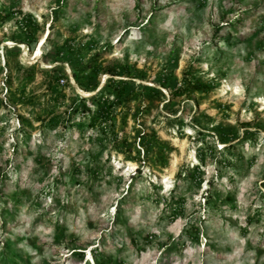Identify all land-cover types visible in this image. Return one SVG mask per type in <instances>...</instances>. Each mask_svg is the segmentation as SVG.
<instances>
[{"label": "rangeland", "instance_id": "374dc122", "mask_svg": "<svg viewBox=\"0 0 264 264\" xmlns=\"http://www.w3.org/2000/svg\"><path fill=\"white\" fill-rule=\"evenodd\" d=\"M4 13L0 264H97L100 255L114 264H264V0H0ZM23 14L36 21L33 33L22 31ZM66 42L77 54L55 61ZM100 52L102 67L131 70L115 79L162 92L118 104L102 142L89 115L70 127L63 120L72 97L88 99L111 77L98 75L90 92L73 79L71 63ZM18 64L35 66L24 89ZM58 73L69 77L63 104L46 88ZM190 76L211 91L173 98ZM11 92L21 96L15 104ZM144 132L152 146L137 161ZM123 137L133 159L115 147Z\"/></svg>", "mask_w": 264, "mask_h": 264}, {"label": "trees", "instance_id": "16d2710c", "mask_svg": "<svg viewBox=\"0 0 264 264\" xmlns=\"http://www.w3.org/2000/svg\"><path fill=\"white\" fill-rule=\"evenodd\" d=\"M20 13V12H19ZM21 16V13H20ZM57 16H55L56 19ZM0 23H4L7 20H9V16L7 13L2 14L0 18ZM20 27L23 32L25 33H33L35 29H37V23L36 21L29 15V14H23L22 18L20 19ZM108 46L104 47V50ZM103 50V51H104ZM8 53L15 54V52L8 51ZM72 54L76 55L77 50L72 48L68 42L64 45V50L60 48L56 51V59L55 61H59L58 59H63L66 54ZM103 56V52H100L99 54L93 55L92 60L85 63L84 65L80 64L79 59L75 60L74 65L71 63V70H72V76L74 81L84 90V91H94L95 88L98 86V79L93 80L100 74H109L111 77L107 79L104 87L98 91V93L91 95L88 99L85 97L79 98V97H72L71 101L73 103V107L71 109L70 114L64 118L65 125H68L67 127H70L71 122L73 121V118H75L76 115H89L90 121L87 126V128H90L91 130H94L99 135V140L102 142L104 139L108 136V130H111V133H114V130L111 129V123L108 126L107 123L112 121L115 116V111L118 104L123 103H129L131 101H135L136 98H138L139 94H144L147 98H157L159 99L162 97V92L158 89H155L153 87L148 86H135V83L128 80H117L115 77L118 76H126L130 77L131 70L128 68L127 65H121V64H113L109 65L107 67H102L100 64H98V60L101 59ZM62 57V58H61ZM8 65V62L5 63ZM18 75L17 77V86L20 89H24L28 83H30L34 78L35 73V66L31 67H23L18 64L17 66ZM41 72L46 73V71L41 70ZM87 72V73H86ZM86 73V74H85ZM47 74V73H46ZM48 80L46 82V88L50 91V93H53V98L56 103L63 104L66 95L62 91H58L60 86L66 87L69 86V77L65 73H58L54 74V76H48ZM6 85L8 89L12 88L13 82L11 79V76L9 75L6 80ZM94 82V83H92ZM62 83V84H61ZM92 83V84H91ZM134 86H131V85ZM128 86L132 88H127ZM212 84H204L200 79L194 78V77H186L183 79V82L180 84L178 88H174L171 92L172 97H181V96H188L195 93H202L206 92L208 93L212 89ZM21 96H19L16 92L9 93V99L11 103H16L20 100ZM150 106L147 107V110H144L145 112L149 110ZM136 117L140 114L139 108L137 112L134 113ZM19 122L21 126H28L32 127L30 122L26 120L24 117H19ZM56 122L49 123V127H55ZM181 126V124H179ZM81 128V127H80ZM200 133V131H199ZM201 135V134H200ZM151 134L149 132L142 133L141 136H139V143H140V149H135L136 151V159L137 161H140V150H143V153L145 157H148L150 147L152 146L151 143ZM116 141V138H114V142ZM220 141H223L222 138H220ZM133 146L134 144H130ZM127 143V138L123 137L120 138V140H117L115 142V147L118 148L119 151L124 153L127 149V154L129 158L131 146ZM162 148H160L155 155L162 161L163 159H166V154L161 151ZM133 159V158H131ZM201 161L203 162V158H201ZM199 169V166L193 167V172L195 170L197 171ZM193 175V174H191ZM181 200H178L175 204V206L172 208L173 212L172 215L176 216V214L181 209L180 205ZM180 208V209H179ZM172 216V217H173ZM96 262L97 264H114L111 258L109 257H102L101 255L99 257L96 256ZM121 264V263H120Z\"/></svg>", "mask_w": 264, "mask_h": 264}, {"label": "bare ground", "instance_id": "6f19581e", "mask_svg": "<svg viewBox=\"0 0 264 264\" xmlns=\"http://www.w3.org/2000/svg\"><path fill=\"white\" fill-rule=\"evenodd\" d=\"M37 55H39L40 54V48L37 50V53H36Z\"/></svg>", "mask_w": 264, "mask_h": 264}]
</instances>
